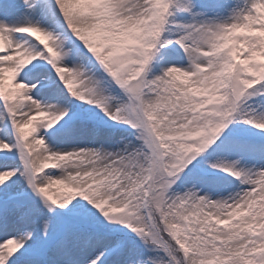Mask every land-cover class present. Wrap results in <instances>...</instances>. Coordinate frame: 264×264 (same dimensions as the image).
I'll list each match as a JSON object with an SVG mask.
<instances>
[{
  "label": "snow or ice",
  "instance_id": "1",
  "mask_svg": "<svg viewBox=\"0 0 264 264\" xmlns=\"http://www.w3.org/2000/svg\"><path fill=\"white\" fill-rule=\"evenodd\" d=\"M0 264H264V0H0Z\"/></svg>",
  "mask_w": 264,
  "mask_h": 264
}]
</instances>
